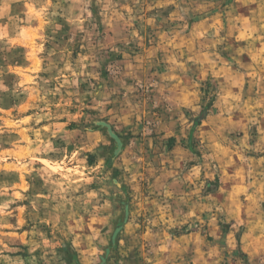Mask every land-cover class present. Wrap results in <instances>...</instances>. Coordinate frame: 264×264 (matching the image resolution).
Returning a JSON list of instances; mask_svg holds the SVG:
<instances>
[{"label":"clouds","instance_id":"9594fccd","mask_svg":"<svg viewBox=\"0 0 264 264\" xmlns=\"http://www.w3.org/2000/svg\"><path fill=\"white\" fill-rule=\"evenodd\" d=\"M0 264H264V0H0Z\"/></svg>","mask_w":264,"mask_h":264}]
</instances>
